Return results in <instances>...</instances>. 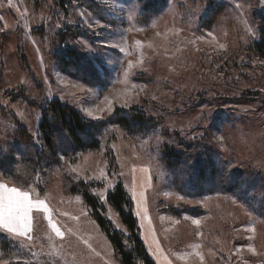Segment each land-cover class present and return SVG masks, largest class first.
Returning <instances> with one entry per match:
<instances>
[{"label": "rangeland", "instance_id": "obj_1", "mask_svg": "<svg viewBox=\"0 0 264 264\" xmlns=\"http://www.w3.org/2000/svg\"><path fill=\"white\" fill-rule=\"evenodd\" d=\"M0 17V179L34 189L64 233L56 237L46 214L34 213V244L0 234V262L121 264L81 194L71 192L78 180L100 182L94 191L123 228L106 199L121 179L136 194L157 264H264V55L255 47L264 0H0ZM68 53L74 64L63 61ZM129 61L136 66L125 75ZM53 99L105 121L99 148L72 150L63 134L49 150L39 122ZM130 109L145 113L150 127L112 120ZM170 151L193 163L213 159L220 183L183 191ZM194 251L203 261L175 255Z\"/></svg>", "mask_w": 264, "mask_h": 264}, {"label": "trees", "instance_id": "obj_2", "mask_svg": "<svg viewBox=\"0 0 264 264\" xmlns=\"http://www.w3.org/2000/svg\"><path fill=\"white\" fill-rule=\"evenodd\" d=\"M65 0H60L64 4ZM264 33V19H263ZM255 47L260 54L264 55V36L260 38ZM71 57L62 58L67 64H74L77 60L75 55L68 53ZM113 121L120 122L124 126L150 127L151 119H147L145 113L135 110H116ZM105 121L96 123L85 118L81 112L74 107L62 103L59 99L49 101L42 109L39 122V132L42 133L44 141L52 152L56 149V140L59 135H65L70 142L71 149H97L100 142L97 137L98 129ZM145 124V125H144ZM2 165L5 159L1 158ZM7 160V159H6ZM193 158L186 152H168L166 161L171 166V171L179 175L182 170L183 180L178 184L181 189L190 194L198 192L213 191L218 183L216 176L221 172L219 164L213 159ZM2 168V166L0 165ZM188 169L184 172V169ZM220 172V173H219ZM176 177V176H175ZM177 180V178H176ZM185 182V183H184ZM208 182V183H207ZM184 183V184H183ZM207 183V185H206ZM101 185L93 180H78L71 185V192L81 194L87 205L90 215L96 221L100 229L106 234L113 250L121 264H157L150 253L142 236L140 220L135 211V202L128 192L124 182L119 179L114 186L108 190L106 199L118 214L123 228L116 227L106 214V206L101 198L95 193V187ZM187 188H186V187Z\"/></svg>", "mask_w": 264, "mask_h": 264}, {"label": "snow or ice", "instance_id": "obj_3", "mask_svg": "<svg viewBox=\"0 0 264 264\" xmlns=\"http://www.w3.org/2000/svg\"><path fill=\"white\" fill-rule=\"evenodd\" d=\"M8 3L11 5L12 0H8ZM235 7L240 9L242 5L236 4ZM3 19V17H0ZM245 23H247L245 21ZM155 26V23H153ZM142 30V29H140ZM251 31V29H249ZM209 36H212L215 39L214 35L210 32L208 33ZM221 48L224 47L223 44L220 45ZM121 51H126L125 49H121ZM130 55V53H126ZM142 63V61H140ZM136 65L133 64L132 61L128 62V69L125 71V75H127V71L131 68L135 67ZM72 87L83 91L84 85L83 84H73ZM136 87V85H133ZM104 100L111 105V101L107 96L104 97ZM89 116L92 115L91 109L85 110ZM23 115L22 113H19ZM143 171H148L147 169H143ZM35 190H26L21 188L16 184H9L8 182L0 179V234H6V238H11L16 241L20 247H29L34 244L35 237L33 235L34 232V213L44 212L45 219L48 220V226L51 229V232L55 234L56 237H60L61 239L64 237V233L60 230V228L53 222L49 213V208L44 200L39 198V195H33ZM135 192L133 191V199H135ZM143 197V194H141ZM165 195H170V193H165ZM103 198V197H102ZM178 199H183V197H177ZM143 203V198L140 201H137L138 207L141 206ZM147 210L145 208V214ZM67 215V213H64ZM137 215H140V212H137ZM76 217H74L75 219ZM187 219V217H186ZM193 224L199 225L200 221L198 219L192 220ZM119 226V225H117ZM250 231H255V228L248 229ZM71 231V229H69ZM48 240H52V235L48 234ZM24 241H27V244H24ZM193 249H198L200 247L199 244L193 245ZM248 250L250 252H255L256 249L252 245H248ZM239 251V249H237ZM178 259H185L187 256L196 255L203 261V255L198 252L194 251L192 253H176L175 254ZM0 264H6V262H0ZM168 264H172L169 260Z\"/></svg>", "mask_w": 264, "mask_h": 264}]
</instances>
